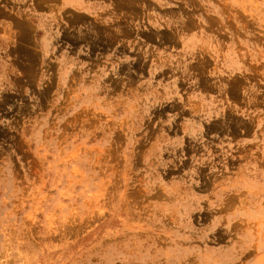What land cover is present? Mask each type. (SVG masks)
Instances as JSON below:
<instances>
[{
  "label": "rangeland",
  "instance_id": "1",
  "mask_svg": "<svg viewBox=\"0 0 264 264\" xmlns=\"http://www.w3.org/2000/svg\"><path fill=\"white\" fill-rule=\"evenodd\" d=\"M0 264H264V0H0Z\"/></svg>",
  "mask_w": 264,
  "mask_h": 264
}]
</instances>
